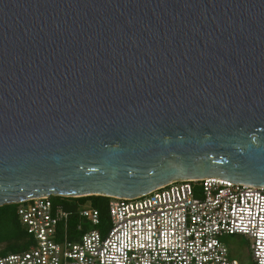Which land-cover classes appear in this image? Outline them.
<instances>
[{"label": "water", "instance_id": "obj_1", "mask_svg": "<svg viewBox=\"0 0 264 264\" xmlns=\"http://www.w3.org/2000/svg\"><path fill=\"white\" fill-rule=\"evenodd\" d=\"M264 187V0H0V206Z\"/></svg>", "mask_w": 264, "mask_h": 264}, {"label": "built area", "instance_id": "obj_2", "mask_svg": "<svg viewBox=\"0 0 264 264\" xmlns=\"http://www.w3.org/2000/svg\"><path fill=\"white\" fill-rule=\"evenodd\" d=\"M57 196L19 202L32 238L0 264H242L222 238L252 239V264H264V187L215 177L173 181L135 197H111L108 221L91 205L66 209ZM80 219L70 229V219ZM101 226V229H89Z\"/></svg>", "mask_w": 264, "mask_h": 264}, {"label": "trees", "instance_id": "obj_3", "mask_svg": "<svg viewBox=\"0 0 264 264\" xmlns=\"http://www.w3.org/2000/svg\"><path fill=\"white\" fill-rule=\"evenodd\" d=\"M111 197L102 195H92L84 197H64L57 196L55 200L63 203L66 209L74 210L80 205L90 202L91 205L100 210L102 218L107 217L108 203ZM18 204H5L0 206V256L21 252L26 250L32 238L25 231L18 216ZM80 222L77 216L70 219V229H75L76 224Z\"/></svg>", "mask_w": 264, "mask_h": 264}, {"label": "rangeland", "instance_id": "obj_4", "mask_svg": "<svg viewBox=\"0 0 264 264\" xmlns=\"http://www.w3.org/2000/svg\"><path fill=\"white\" fill-rule=\"evenodd\" d=\"M89 203L90 202H87L80 206L83 207L84 205H88ZM107 221H108V216L101 219L102 224L106 223ZM88 227L89 229H94V228L101 229V226L93 227L92 225H89ZM222 240L225 243V245L229 248L230 253L233 257L239 259L242 262V264H252V257L250 253V246L253 242L252 239L241 234H231V235H225L222 238ZM2 248L3 246L0 245V250Z\"/></svg>", "mask_w": 264, "mask_h": 264}]
</instances>
